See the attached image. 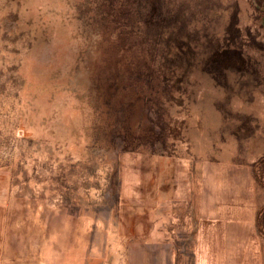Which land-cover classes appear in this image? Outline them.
<instances>
[{
	"label": "rangeland",
	"instance_id": "1",
	"mask_svg": "<svg viewBox=\"0 0 264 264\" xmlns=\"http://www.w3.org/2000/svg\"><path fill=\"white\" fill-rule=\"evenodd\" d=\"M143 262L264 264V0H0V264Z\"/></svg>",
	"mask_w": 264,
	"mask_h": 264
},
{
	"label": "crops",
	"instance_id": "2",
	"mask_svg": "<svg viewBox=\"0 0 264 264\" xmlns=\"http://www.w3.org/2000/svg\"><path fill=\"white\" fill-rule=\"evenodd\" d=\"M144 225H148L149 228H150V227L152 228L153 222H148V223H145ZM144 225H143L142 227H140L138 224H136L135 229H137V228H138V229L146 228V226H144ZM140 233H141L140 231H136L135 234L137 235V234H140ZM141 234H143V233H141ZM136 235H135V236H136ZM142 264H148V263L143 262ZM154 264H156V263H154Z\"/></svg>",
	"mask_w": 264,
	"mask_h": 264
}]
</instances>
